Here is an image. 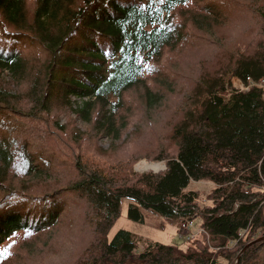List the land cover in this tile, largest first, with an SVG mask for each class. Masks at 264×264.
Segmentation results:
<instances>
[{"label": "trees", "instance_id": "obj_1", "mask_svg": "<svg viewBox=\"0 0 264 264\" xmlns=\"http://www.w3.org/2000/svg\"><path fill=\"white\" fill-rule=\"evenodd\" d=\"M126 199L206 232L140 250ZM261 238L264 0H0V264H264Z\"/></svg>", "mask_w": 264, "mask_h": 264}, {"label": "rangeland", "instance_id": "obj_2", "mask_svg": "<svg viewBox=\"0 0 264 264\" xmlns=\"http://www.w3.org/2000/svg\"><path fill=\"white\" fill-rule=\"evenodd\" d=\"M3 75L7 79L10 78V74L8 73V71L4 72ZM235 78H238V77H235ZM235 78H233V83H234L235 87L240 88V89H247V87L244 86V84L241 80L236 81ZM74 99H77V100H74ZM78 99L79 98H77V97H72V106L67 108L66 111L64 113H62L61 124H65L67 122V117L64 115L69 113L70 116L72 115L73 117L76 118L77 125H79V127H81L82 129H85L87 126V123L85 121L81 120L80 117L77 116L76 112L73 109V108H78V105H80L82 103V100L80 102ZM137 109L141 110L138 105H135V107L133 108L134 114L138 111ZM134 129L135 128L132 126L125 133V137L128 135L129 132H132ZM99 144L102 148L108 149L110 147V144H111V139L107 136L102 137L99 140ZM143 161H147V160H142L135 165L134 169L137 170L138 172L143 171L140 169V167L138 165L139 163H141ZM151 163H153V162H151ZM157 163H163L164 166L161 169H150V170H154V171L156 170L157 172L164 170L165 165H166L165 161L157 162ZM60 167H62V166H60ZM147 171H149V170H147ZM212 187H213V185L209 182H198V183L193 182L190 184V188H192V189H201L204 197L206 196V194L210 191V189ZM128 203H129V200L126 199L124 202L122 216L120 217V219L118 220V222L115 224L114 228L111 231V234H110L111 238L114 237L115 234L121 229L130 230L133 233H135L136 237L139 239V245H140L139 249L145 250L148 248V246H150L151 244H154L156 242H162V243H169L170 244V243H174L177 241H182L183 238L185 240L190 241V240L194 239L195 237L203 234V232H199L198 229H194L193 232H195L196 235L193 238H191V236H189L191 234V229L189 228V223H187L188 233L185 235H182V237H181L179 235L178 231H180L179 228L182 225H185V222L183 223V221L180 219L169 220V219H166L160 215L152 213L150 211H144L145 218H146L144 224L139 223L137 221H134V220L130 219L128 216V211H129L128 210ZM72 209L73 208L71 206L70 212L67 213L66 216L71 215ZM181 247H183V246H181ZM27 248H28L27 245H21L18 247V250L19 251H25V250H27Z\"/></svg>", "mask_w": 264, "mask_h": 264}, {"label": "built area", "instance_id": "obj_3", "mask_svg": "<svg viewBox=\"0 0 264 264\" xmlns=\"http://www.w3.org/2000/svg\"><path fill=\"white\" fill-rule=\"evenodd\" d=\"M73 97H77V98H79L78 100H79L80 102H81V100H82V103H81V104H83V102H84L85 100H87V97H78V96H73ZM74 100H77V99H74ZM81 104H80V105H81ZM80 105H78V107H79ZM76 109H77V108H76ZM189 228L191 229V234L189 235V236H191V238H193V237L196 235V233L193 232L194 229H198L199 232H203V233L206 232L205 229H204L202 226L198 225L195 221H190V222H189ZM189 236H188V237H189Z\"/></svg>", "mask_w": 264, "mask_h": 264}, {"label": "bare ground", "instance_id": "obj_4", "mask_svg": "<svg viewBox=\"0 0 264 264\" xmlns=\"http://www.w3.org/2000/svg\"><path fill=\"white\" fill-rule=\"evenodd\" d=\"M163 166H164L163 163H157V162L151 163V162H148V161H143V162L139 163V167L143 171H147V170H150V169H161ZM165 168H166V165H165Z\"/></svg>", "mask_w": 264, "mask_h": 264}, {"label": "water", "instance_id": "obj_5", "mask_svg": "<svg viewBox=\"0 0 264 264\" xmlns=\"http://www.w3.org/2000/svg\"><path fill=\"white\" fill-rule=\"evenodd\" d=\"M261 239H264V238H261ZM248 246H249V245H248ZM239 261H240V258H238V260H237L236 264H237V263H239Z\"/></svg>", "mask_w": 264, "mask_h": 264}, {"label": "snow or ice", "instance_id": "obj_6", "mask_svg": "<svg viewBox=\"0 0 264 264\" xmlns=\"http://www.w3.org/2000/svg\"><path fill=\"white\" fill-rule=\"evenodd\" d=\"M164 2V0H161V3H163Z\"/></svg>", "mask_w": 264, "mask_h": 264}]
</instances>
